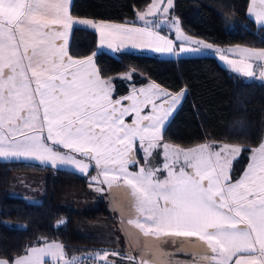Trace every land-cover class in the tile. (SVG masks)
Segmentation results:
<instances>
[{"label": "snow or ice", "instance_id": "obj_1", "mask_svg": "<svg viewBox=\"0 0 264 264\" xmlns=\"http://www.w3.org/2000/svg\"><path fill=\"white\" fill-rule=\"evenodd\" d=\"M253 5L255 0L249 15L264 28V0L258 9ZM172 7L173 0H152L144 11L137 10L142 22L137 26L76 17L72 0H0V159L71 167L82 175L97 171L89 187L95 182L100 185L96 190L104 192L107 185L122 224L137 230L129 232L136 237L130 248L143 250L138 260L117 251L97 252L104 264L123 259L181 264L167 258L162 248L167 243L192 257L184 264H264V142L250 149L247 167L237 178L233 163L242 145L209 142L183 148L165 141L166 121L182 93L172 95L152 81L133 84L128 94L117 97L114 78L104 77L94 63L96 53L80 58L70 51V34L81 25L99 32L101 43L113 51L131 44L173 53V41L161 35L164 27L180 32ZM193 43L197 47L182 45L179 52L213 48ZM239 55L240 61L227 63L253 77L245 59L264 61V49L244 48ZM260 68L264 79V64ZM135 71L120 78L131 81ZM158 154L161 166L153 164ZM42 239L24 255L0 257V264H79L77 257L65 260L63 244Z\"/></svg>", "mask_w": 264, "mask_h": 264}, {"label": "trees", "instance_id": "obj_2", "mask_svg": "<svg viewBox=\"0 0 264 264\" xmlns=\"http://www.w3.org/2000/svg\"><path fill=\"white\" fill-rule=\"evenodd\" d=\"M149 3L151 0H72V14L95 22L132 24L137 23V10H145ZM248 8L249 0H173L172 11L186 33L207 43L264 49V28L248 17ZM69 47L80 58L96 53L94 62L104 77L114 78L117 97L126 95L133 84L152 81L170 93L184 92L164 130L165 141L183 148L209 142L242 145L233 166L235 177L242 173L250 149L262 140L264 83L228 71L214 57L164 59L141 52L111 56L97 52L96 34L80 28L72 31ZM130 69H136L132 80L121 79ZM17 174L42 178L38 203L12 194L10 183ZM88 184L85 177L69 170L0 160V257L23 255L26 248L44 241L42 238L63 244L67 256L117 246L111 241L114 234L98 232L94 236L87 231L89 225L97 231L109 226L116 241L121 238L106 202ZM65 203H88L92 208L77 210Z\"/></svg>", "mask_w": 264, "mask_h": 264}, {"label": "rangeland", "instance_id": "obj_3", "mask_svg": "<svg viewBox=\"0 0 264 264\" xmlns=\"http://www.w3.org/2000/svg\"><path fill=\"white\" fill-rule=\"evenodd\" d=\"M171 17H174V18L177 19V27L180 29V32L178 33L176 31V29H174V28L170 29V28L166 27L167 30H168V33L173 35L174 41L177 42V47H175V48H176L178 56H176V57H178V58H180L182 56H191V57L198 56V57H201L199 55H203V53L198 54L197 52H188V53H180L179 52L180 47L183 45L182 42H181L182 38H184L183 36H188L189 38H193V40H199V41H203L205 43H207V42L202 40V39H200V38L194 37V36L189 35L188 33H186L182 29L178 18L175 16V14L173 13L172 10H171ZM189 43L193 44V41H189ZM207 44H210V43H207ZM234 46H236V45H227V47H229V48H232ZM184 47H186V46H184ZM213 47H219L220 48V47H223V46L213 45ZM189 48H192V47H189ZM238 48H244V47H238ZM160 55H159L160 57H164L162 54H160ZM165 57H168V56H165ZM245 79L251 80L252 77L245 78ZM150 83L151 82H147V83H145L144 85H141V86H146V85H148ZM131 86L129 87L128 92L131 90ZM141 86H136V87H141ZM168 93H170V92H168ZM179 93H182L180 104L176 106V109L173 112L172 116L169 118L168 121H166V125L168 124L170 119L173 117V115L175 114V112L180 107V105H181V103L183 101L184 93L183 92H179ZM170 94L176 95L178 93H170ZM220 145H222V144H220ZM0 160L1 161H23V162L32 163V164H35V163L36 164H40L41 166L43 165L45 167H50V168H52L54 170H69V171H72V172H74V173H76V174H78L80 176L85 177L87 179L88 183H90V176L97 175V171L94 168L91 169L90 175H82L79 172H75L73 170V168H71V167L54 168V167H51L49 165L41 164L38 161H34V160H24V159H21V160H3V159H0ZM140 160H141V164H143V153L140 154ZM153 164L157 165V166H161L163 164V157L161 155H159V154L156 155L155 159L153 160ZM137 170H138V168H131L130 169V171H137ZM100 179H103V177H100ZM41 180H42V178L41 177H37V176L20 175V174L14 175L13 178L11 179V183H10L11 192H12L13 195H17V196H19L20 198L24 199L25 201H27L29 203H38L40 201V199H41V189H42L41 188V186H42V181ZM88 186H89V184H88ZM99 186L100 185H98L95 182H93V187H91V188L89 187V190L91 192H93L97 197L101 198L103 201L106 202L107 209L111 213V215H113V220L115 221V224L117 226L118 235L122 238V240L120 238V239H118L116 241V239H117V237L115 239L116 233L109 226L104 227V229L97 231V230H92L91 226L89 225V226L86 227L87 231L89 233H92V235H94V236L95 235L96 236L99 235L98 232H100L102 234H106V233L107 234H114V237L112 238L114 240H111V241L115 242L117 244V246H115L114 248H109V249H107V247H103L104 249H102L100 251L88 252L86 254H73V255H70V256L66 255L65 260L70 259L71 257H77V258H79V264H104V262L101 261L96 256V253L97 252H103V251H106V250L107 251L120 252L121 253V257H126V255L131 254V255L135 256L137 258V260H138L139 257L143 254V250H142V248L136 247L134 245L130 248V243H132V241H134L136 237L129 235V232L135 233L137 230L135 228H133L132 226H127L126 223L122 224V222H121V211L119 209V206L114 203L113 194L107 190V185L103 186L105 188L104 192L97 191L96 188L99 187ZM89 205L90 204H88V203H87V205L84 204V203L81 204V205H77L76 203H73V204H66L65 203L64 206L84 211V210H88V209L92 208ZM126 219H127V216H125V221H126ZM141 239H143V237H141ZM43 242L44 241H41V242L39 241L34 246H39ZM162 248H163V251H165L166 253L170 254V256L167 257V258L171 259L172 261H174V262L175 261H179V262H181V264H184V262H186V260L183 257L187 256V254L186 253L177 252L176 251V248H177L176 245H173L171 243H167V244L162 245ZM147 256H148V258H151V253L149 252L147 254ZM110 259H117V258H110ZM121 262L123 264H131V262L127 261L126 259H123ZM61 264H63V262H61Z\"/></svg>", "mask_w": 264, "mask_h": 264}, {"label": "crops", "instance_id": "obj_4", "mask_svg": "<svg viewBox=\"0 0 264 264\" xmlns=\"http://www.w3.org/2000/svg\"><path fill=\"white\" fill-rule=\"evenodd\" d=\"M151 2H152V0H151ZM252 3H253V0H249V6L250 5H252ZM261 5H260V0H255V5H253V7H255V8H259ZM249 9V8H248ZM172 10V9H171ZM170 10V11H171ZM144 11V10H143ZM248 16H249V18L252 20V21H254L257 25H259L257 22H256V19H255V16H250L249 15V12H248ZM136 20H137V18H136ZM97 23H99V22H97ZM141 23L142 22H138L137 21V26H140L141 25ZM107 24H115V23H107ZM260 26V25H259ZM75 28H80V29H87V30H90V31H92V32H94L95 34H96V36H97V52H105V53H107V54H109V55H111V56H117L118 54H120V53H122V52H141V53H145V54H153V55H157V56H159L160 54H162L164 57H161V58H164V59H178V57H176V56H178L177 55V51H176V48L175 47H177V42L176 41H174V37H173V35H171V34H169L168 33V30H167V28L166 27H164V29L162 30V32H161V35H165V36H167L170 40H172L173 41V53H175V54H173V53H166V52H156V51H154L152 48H147V47H138V48H134V47H132V45L131 44H127L126 46H125V48H123V49H121L120 51H113L112 49H110L109 47H108V45H107V43H101V37H100V33L99 32H97L95 29H92L91 27H87V26H81V25H77ZM74 28V29H75ZM73 29V30H74ZM70 36H71V34H70ZM183 37H185V36H183ZM186 37H188V36H186ZM189 41H199V40H193V38H190L189 40H184V38H182V44L184 45V46H186V47H192V48H195V47H197V45L195 44V43H193V44H191V43H189ZM69 43H70V37H69ZM116 45L114 44V46L113 47H115ZM239 47H241V46H239ZM244 48H246V47H244ZM244 48H238L237 46H234V47H232V48H229V47H227V46H223V47H213L212 49H203L202 48V50L201 51H199V52H197L198 54H200V53H203V55H199V56H211V57H214L217 61H218V63L223 67V68H225V69H227L228 71H230V72H232V73H234V74H237V75H241L242 77H244V78H250V77H247L246 75H244V73L243 72H240V71H237V70H235V69H233L228 63H227V60L228 59H231V60H236V61H240L241 60V56L239 55V53H240V51L242 50V49H244ZM159 54V55H158ZM169 54V55H168ZM221 55H223V56H225L227 59H221L220 57H221ZM161 56V55H160ZM159 56V57H160ZM165 56H168V57H165ZM182 57H191V56H182ZM182 57H180V58H182ZM196 57H198V56H196ZM93 59H94V57H93ZM95 63V62H94ZM245 63H247V64H251L252 65V68L251 69H249V70H251V71H253V73H254V75H253V77H252V79L251 80H256V81H261V82H263L264 83V79H261V77H260V72H261V68H260V65L261 64H264V61H257V60H255V59H245ZM241 67H242V65H241ZM129 90V89H128ZM184 93V92H183ZM262 142H264V133H263V137H262V140H261V142L259 143V145L262 143ZM218 145H220V144H218ZM223 145V144H222ZM259 145H257L256 147H258ZM195 147V146H194ZM192 148V147H191ZM241 153H242V151H241ZM241 153L237 156V158H236V160L240 157V155H241ZM249 157H250V152H249V155H248V159H247V162H246V164H245V166H244V168H243V171H244V169L247 167V164H248V162H249ZM235 160V161H236ZM235 161H234V163H233V166H234V164H235ZM36 164V163H35ZM38 165H40V164H38ZM43 166V165H42ZM243 171H242V173H243ZM241 173V174H242ZM240 174V175H241ZM239 175V176H240ZM239 176L237 177V178H239ZM186 261H190L191 259H192V257L190 256V255H188L187 254V256H185V257H183Z\"/></svg>", "mask_w": 264, "mask_h": 264}]
</instances>
